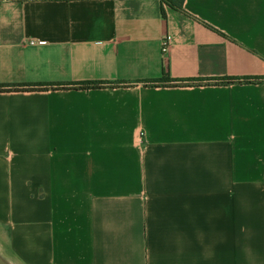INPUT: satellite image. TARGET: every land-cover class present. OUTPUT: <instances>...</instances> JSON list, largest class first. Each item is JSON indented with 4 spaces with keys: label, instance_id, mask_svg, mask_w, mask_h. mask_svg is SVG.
I'll return each mask as SVG.
<instances>
[{
    "label": "crops",
    "instance_id": "crops-1",
    "mask_svg": "<svg viewBox=\"0 0 264 264\" xmlns=\"http://www.w3.org/2000/svg\"><path fill=\"white\" fill-rule=\"evenodd\" d=\"M0 254L264 264V0H0Z\"/></svg>",
    "mask_w": 264,
    "mask_h": 264
},
{
    "label": "built area",
    "instance_id": "built-area-1",
    "mask_svg": "<svg viewBox=\"0 0 264 264\" xmlns=\"http://www.w3.org/2000/svg\"><path fill=\"white\" fill-rule=\"evenodd\" d=\"M41 43V41H32L31 44L32 45H36V44H39ZM169 47H170V43L168 41L167 38H164L163 41H162V51H163V54L166 55L169 51Z\"/></svg>",
    "mask_w": 264,
    "mask_h": 264
},
{
    "label": "trees",
    "instance_id": "trees-1",
    "mask_svg": "<svg viewBox=\"0 0 264 264\" xmlns=\"http://www.w3.org/2000/svg\"><path fill=\"white\" fill-rule=\"evenodd\" d=\"M165 2L169 3L171 6H175V7H178V8H181L182 7V4H183V0H179V2L176 5L173 3L172 0H165ZM11 88H15V89H21V88L22 89H27L28 87H27V85H22V86H11Z\"/></svg>",
    "mask_w": 264,
    "mask_h": 264
},
{
    "label": "rangeland",
    "instance_id": "rangeland-1",
    "mask_svg": "<svg viewBox=\"0 0 264 264\" xmlns=\"http://www.w3.org/2000/svg\"><path fill=\"white\" fill-rule=\"evenodd\" d=\"M0 264H1V254H0Z\"/></svg>",
    "mask_w": 264,
    "mask_h": 264
}]
</instances>
